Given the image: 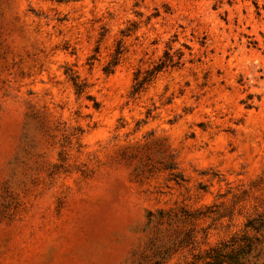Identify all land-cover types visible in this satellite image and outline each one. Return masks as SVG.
I'll return each mask as SVG.
<instances>
[{"label":"rangeland","instance_id":"obj_1","mask_svg":"<svg viewBox=\"0 0 264 264\" xmlns=\"http://www.w3.org/2000/svg\"><path fill=\"white\" fill-rule=\"evenodd\" d=\"M230 258L264 264V0H0V264Z\"/></svg>","mask_w":264,"mask_h":264},{"label":"trees","instance_id":"obj_2","mask_svg":"<svg viewBox=\"0 0 264 264\" xmlns=\"http://www.w3.org/2000/svg\"><path fill=\"white\" fill-rule=\"evenodd\" d=\"M118 55L119 52H116L114 55L113 60L109 63V66L105 68V71L107 73L111 72V68L115 66L118 62ZM178 62H173V57L168 54V52H165L163 55V58L160 59L151 69L146 70L144 75L141 76V72L138 70L135 73L134 76V86H133V93L139 92L144 85H146L148 82H150L155 75H157L159 72L165 70L168 67H173ZM229 262L226 261H219L217 263H208V264H229L231 262V258L228 259Z\"/></svg>","mask_w":264,"mask_h":264}]
</instances>
